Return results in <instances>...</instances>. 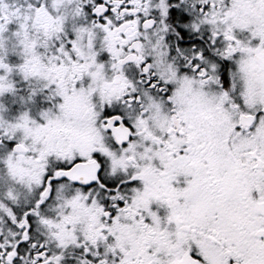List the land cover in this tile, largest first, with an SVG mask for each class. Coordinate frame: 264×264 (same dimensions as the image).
<instances>
[{
    "label": "snow or ice",
    "instance_id": "snow-or-ice-1",
    "mask_svg": "<svg viewBox=\"0 0 264 264\" xmlns=\"http://www.w3.org/2000/svg\"><path fill=\"white\" fill-rule=\"evenodd\" d=\"M0 264H264V0H0Z\"/></svg>",
    "mask_w": 264,
    "mask_h": 264
}]
</instances>
